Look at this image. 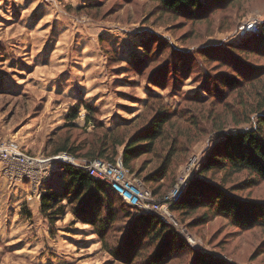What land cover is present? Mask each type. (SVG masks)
<instances>
[{
	"label": "rangeland",
	"instance_id": "1",
	"mask_svg": "<svg viewBox=\"0 0 264 264\" xmlns=\"http://www.w3.org/2000/svg\"><path fill=\"white\" fill-rule=\"evenodd\" d=\"M253 22L261 24L264 37V0H219L202 20L169 14L151 0H0V140L49 158L48 140L55 135L78 142L101 137L93 126L86 128L84 108L75 128L66 130L67 116L78 105L96 107L97 121L116 130L149 122L154 107L164 104L180 113L172 121L184 153L173 159L174 184L167 193L192 165L187 189L193 181H207L264 207V181L254 182L246 172L202 174L216 147L248 131L257 116L240 125L232 120L247 119L242 114L264 99V38L242 33ZM237 72L248 80L234 90L222 88L219 80ZM201 97L204 104L188 101ZM61 179L60 170L53 186L61 188ZM70 209L51 224L27 182L0 177V264H154L156 242L149 245L144 236L135 241L137 257L131 252L130 260L117 258ZM187 213L175 212L179 229L172 228L194 250L177 249L155 264H264V225L243 228L204 207ZM131 221L119 217L110 228L111 250L123 246Z\"/></svg>",
	"mask_w": 264,
	"mask_h": 264
},
{
	"label": "trees",
	"instance_id": "2",
	"mask_svg": "<svg viewBox=\"0 0 264 264\" xmlns=\"http://www.w3.org/2000/svg\"><path fill=\"white\" fill-rule=\"evenodd\" d=\"M151 1L157 2L159 7L169 14L199 20L206 17L209 7L219 4V0ZM208 2L211 4L209 5ZM250 36L259 39L264 38L259 34ZM235 48H239V46ZM232 76L235 77L226 78L224 81L219 80L222 88L234 90L249 77L238 72ZM217 92L221 91L218 90ZM151 99L156 102L161 100L156 96H151ZM255 99L257 98L254 97V103L257 102ZM263 100L259 99L260 102L255 109L250 110L245 115L242 114L248 120L244 119L242 122L232 120L234 125H240L249 123L250 116H257L255 124L248 131L227 136L223 144L216 147L206 160L202 174L221 172L226 176H231L246 172L253 176L254 182L256 180L264 181ZM188 101L205 103L203 97L197 101L188 98ZM81 108H84L87 113L86 128L93 126L95 130L101 132V137L94 136L90 142H78L66 135H55L48 140V152L52 156L67 154L78 160H103L111 164H114L121 156L124 167L130 174L144 180L143 182L154 198L161 199L164 197L168 189L174 184L175 171L173 172L171 168L173 159L177 153L184 154L183 151L178 150L180 135L172 121V117H178L180 113L172 112L163 104L159 105L161 111L154 107L156 113L149 122L135 129L127 124L118 127L116 130H105L103 124L97 121L95 117L99 112L96 107L87 104L78 105L67 116L66 130L68 132L71 131V128H75L74 123L80 118ZM194 122L193 120L191 124ZM196 129L198 130V128ZM173 131H177V133ZM146 155L150 157L140 166H137L140 158ZM148 164L152 165L150 170H147ZM61 171V188L54 187L53 181L49 182L40 200L41 214L51 224L64 219L68 212L67 208H71L70 211L75 218L92 226L94 234L106 246V250H109L117 258L130 260L131 254L135 252L137 257L138 247L134 244L137 240L141 241L144 236L149 240V245L153 242L158 244L154 260H152L154 264L173 256L177 249L184 248L186 251H190V243L184 237H180L172 226L165 224L159 216L155 214L144 215L135 210L139 214L133 217L131 210L134 209L105 183L95 180L86 171L78 169L70 163L62 164ZM201 207L210 208L216 213L227 216L233 223L243 228L249 225H264L263 206L242 202L232 193L223 189L220 190L207 181H193L182 200L172 207V211L174 213L182 212L186 215L187 212H195ZM119 217L131 218L132 223L122 243L123 246L117 252L107 246L106 236ZM200 221L197 220L196 222L199 223ZM124 252L127 253L124 254Z\"/></svg>",
	"mask_w": 264,
	"mask_h": 264
},
{
	"label": "built area",
	"instance_id": "3",
	"mask_svg": "<svg viewBox=\"0 0 264 264\" xmlns=\"http://www.w3.org/2000/svg\"><path fill=\"white\" fill-rule=\"evenodd\" d=\"M260 23L253 22L242 30L244 35L260 34ZM70 163L86 171L92 178L108 185L131 208L146 215L155 214L177 230L179 224L172 212L174 204L182 200L190 182L192 165L187 169L179 184L161 199L153 197L142 181L124 167L120 156L114 164L103 160H78L67 154L49 158H36L26 153L12 140H0V175L11 184L27 182L31 194L41 200L46 185L61 170V165ZM189 240V239H188ZM190 244H193L189 240Z\"/></svg>",
	"mask_w": 264,
	"mask_h": 264
},
{
	"label": "crops",
	"instance_id": "4",
	"mask_svg": "<svg viewBox=\"0 0 264 264\" xmlns=\"http://www.w3.org/2000/svg\"><path fill=\"white\" fill-rule=\"evenodd\" d=\"M1 177V176H0ZM38 201V200H37ZM40 202V201H39Z\"/></svg>",
	"mask_w": 264,
	"mask_h": 264
}]
</instances>
